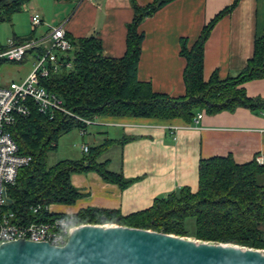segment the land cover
<instances>
[{
	"label": "trees",
	"instance_id": "16d2710c",
	"mask_svg": "<svg viewBox=\"0 0 264 264\" xmlns=\"http://www.w3.org/2000/svg\"><path fill=\"white\" fill-rule=\"evenodd\" d=\"M33 0H0V25L12 24L15 15ZM74 3L80 0H55ZM175 0H156L140 7L132 0L134 18L128 26L127 50L120 59L103 55L99 37L72 40L74 50L68 61L72 68L41 79L49 92L63 101L74 116L56 111L44 115L30 103L31 115L20 119L9 131L20 154L31 163L19 171L16 184L9 190V206L18 217L27 218L32 206L74 205L81 198L72 184L73 173H98L104 182L126 189L131 182L122 173L109 170V163H99L113 142L89 149L81 160H63L48 165V157L59 148L60 139L74 130L88 126L75 116L94 120L97 117H127L161 122L194 123L198 114L216 115L239 108L264 111V100L248 96L245 85L264 79V36L256 41L255 53L248 66L237 76L220 80L214 74L204 78L205 44L217 22L237 5L219 14L206 25L196 43L181 40V56L187 61L184 71L186 94L173 98L153 91L150 83L138 79V68L145 39L140 26L145 19ZM14 41V40H13ZM0 47V51L5 50ZM5 64L0 62V67ZM126 140L118 144L124 145ZM199 188H181L158 199L152 207L127 216L120 211L90 208L74 215L75 223L106 224L151 229L210 242L232 243L264 250V165L253 161L237 164L232 156L201 160Z\"/></svg>",
	"mask_w": 264,
	"mask_h": 264
},
{
	"label": "crops",
	"instance_id": "0c3cea01",
	"mask_svg": "<svg viewBox=\"0 0 264 264\" xmlns=\"http://www.w3.org/2000/svg\"><path fill=\"white\" fill-rule=\"evenodd\" d=\"M155 1L136 0L140 7ZM236 3V7L217 22L205 44L204 78L209 81L215 73L220 80L237 76L253 59L256 41L264 36V0H175L166 5L140 26L145 39L138 79L150 83L156 93L183 97L187 61L181 56V40L187 39L189 46H193L204 27ZM35 13L42 16L43 24L31 31V18ZM133 18L132 0L74 3L33 0L14 16L10 41L20 44L65 24L71 39L97 35L102 42L103 55L120 59L127 50L128 26ZM35 64L31 54L18 66L3 64L0 67L2 82L24 80ZM245 89L250 98L264 100V79L247 83ZM201 114L203 119L191 125L179 120L97 117L86 129L87 134L81 135L84 142L88 141L83 146L91 149L113 142L98 162H108L110 171L122 173L131 184L121 189L104 182L94 171L73 173L71 182L81 198L74 205H51V210L75 215L95 208L120 211L127 216L149 209L156 200L181 188L196 192L203 159L232 156L239 165L253 161L264 165V111L239 108L216 115ZM124 139V145L118 144ZM113 147L120 149L117 161L108 154Z\"/></svg>",
	"mask_w": 264,
	"mask_h": 264
},
{
	"label": "built area",
	"instance_id": "2783aa9c",
	"mask_svg": "<svg viewBox=\"0 0 264 264\" xmlns=\"http://www.w3.org/2000/svg\"><path fill=\"white\" fill-rule=\"evenodd\" d=\"M42 24V16L35 13L31 18L33 31ZM73 50L72 40L67 35L65 24H62L20 44L11 40L7 48L0 51V62L3 63L21 64L29 54L34 55L36 60L34 68L24 80L9 84L2 82L0 69V244L23 238L62 246L78 226L74 215L57 214L51 210V206H32L28 219L18 217L9 207L12 204L9 202V190L16 184L19 171L32 161L30 156L20 154L19 146L9 129L18 120L31 115V102L44 115L60 111L74 116L64 107L62 99L40 83L41 79L48 78L51 73L61 72L63 67L72 68L68 56ZM75 117L86 126L93 123V120ZM202 119L203 115L198 114L194 122L198 124ZM80 132L82 136L87 134L86 130ZM82 150L84 154L89 153L88 146H83Z\"/></svg>",
	"mask_w": 264,
	"mask_h": 264
},
{
	"label": "water",
	"instance_id": "95a60500",
	"mask_svg": "<svg viewBox=\"0 0 264 264\" xmlns=\"http://www.w3.org/2000/svg\"><path fill=\"white\" fill-rule=\"evenodd\" d=\"M0 264H264V250L120 224H80L62 246L23 238L2 243Z\"/></svg>",
	"mask_w": 264,
	"mask_h": 264
},
{
	"label": "rangeland",
	"instance_id": "374dc122",
	"mask_svg": "<svg viewBox=\"0 0 264 264\" xmlns=\"http://www.w3.org/2000/svg\"><path fill=\"white\" fill-rule=\"evenodd\" d=\"M30 29H32V25L30 23ZM13 29L10 24L5 23L0 25V47H4L9 44L10 39L12 38ZM6 64V63H5ZM13 64V63H11ZM14 66H18L19 64H13ZM85 142L88 143L87 140ZM84 140L80 134V130H74L73 132L64 135L59 141V148L56 152H53L48 157V165L53 166L62 160H77L84 156V152L82 147L84 145ZM114 148V147H113ZM108 153L109 156L117 161L118 154L120 153V149L114 148ZM92 224V223H88ZM106 224H117V223H106ZM105 225V224H103ZM188 238L196 239L195 236L190 235Z\"/></svg>",
	"mask_w": 264,
	"mask_h": 264
}]
</instances>
